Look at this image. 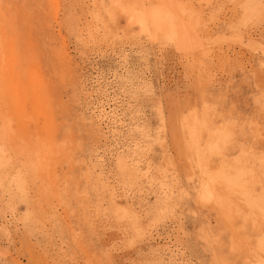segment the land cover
<instances>
[{"label":"rangeland","instance_id":"374dc122","mask_svg":"<svg viewBox=\"0 0 264 264\" xmlns=\"http://www.w3.org/2000/svg\"><path fill=\"white\" fill-rule=\"evenodd\" d=\"M0 264H264V0H0Z\"/></svg>","mask_w":264,"mask_h":264},{"label":"bare ground","instance_id":"6f19581e","mask_svg":"<svg viewBox=\"0 0 264 264\" xmlns=\"http://www.w3.org/2000/svg\"><path fill=\"white\" fill-rule=\"evenodd\" d=\"M176 3V2H175ZM165 11V10H164ZM164 11H160V13L159 12H153V13H150L151 15H149L150 16V19H151V22H153V23H157V24H161L162 23V19H163V16L165 17V15L163 14L164 13ZM161 12H163V13H161ZM167 12V11H166ZM147 13V12H146ZM169 13V12H168ZM167 13V14H168ZM141 15V14H140ZM170 15V14H169ZM148 16V15H147ZM147 16H145V17H147ZM167 16V15H166ZM140 19V18H139ZM168 20H169V18H167ZM167 19H166V21H167ZM142 19H140L139 21H141ZM172 20H174V19H172ZM138 21V23H140ZM165 20H164V24H166V26H168V28H169V26L170 27H172L173 25H167V23L169 24V22H166ZM169 21H171V20H169ZM149 22V21H148ZM148 22H146V23H148ZM171 23H172V21H171ZM173 23H174V21H173ZM142 24V23H141ZM140 24V25H141ZM150 24V23H149ZM142 26V25H141ZM147 26V25H146ZM155 26V25H154ZM159 26V25H158ZM175 27V26H174ZM155 28H159V27H155ZM161 28V27H160ZM165 28V30H167L168 31V29H166V27H164ZM159 30V29H158ZM161 30H164L163 28L161 29ZM174 31V30H173ZM170 32V31H169ZM168 32V33H169ZM186 32V31H185ZM187 33V32H186ZM187 35V34H186Z\"/></svg>","mask_w":264,"mask_h":264}]
</instances>
